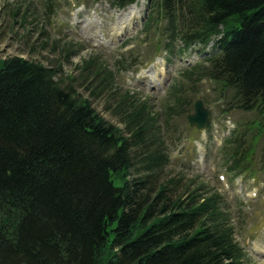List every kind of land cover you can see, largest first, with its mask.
I'll list each match as a JSON object with an SVG mask.
<instances>
[{
	"label": "trees",
	"instance_id": "trees-1",
	"mask_svg": "<svg viewBox=\"0 0 264 264\" xmlns=\"http://www.w3.org/2000/svg\"><path fill=\"white\" fill-rule=\"evenodd\" d=\"M59 1L41 0L38 14L18 0L9 13L22 28L35 23L25 29L31 33L38 23L45 27ZM108 1L122 8L134 0ZM148 8L141 32L154 52L180 55L219 38L218 53L173 78L160 111L115 85L117 74L138 63L133 51L110 68L95 51L67 80L57 78L56 66L3 58L0 264L249 262L235 239L244 232L243 205L230 212L222 194L202 182L159 180L168 162L160 122L171 130L191 109L200 81H210L227 110L260 115L239 123L219 151L227 172H254L256 144L264 139V0H149ZM41 26L38 37L47 34ZM81 48L65 43L59 57L69 62ZM75 82L90 98L102 97L123 129L105 120Z\"/></svg>",
	"mask_w": 264,
	"mask_h": 264
},
{
	"label": "rangeland",
	"instance_id": "rangeland-1",
	"mask_svg": "<svg viewBox=\"0 0 264 264\" xmlns=\"http://www.w3.org/2000/svg\"><path fill=\"white\" fill-rule=\"evenodd\" d=\"M17 1L0 0V65H2L3 58L17 55L27 60L40 62L45 66H56L60 70L57 78L60 76L67 80V75L78 76L76 66L80 64L82 59L95 51L103 54L106 66L109 68L112 67L113 61L119 53L130 49L135 50L133 51L136 53L135 55L138 54L135 56L138 62L150 60L154 57L150 44L147 48L142 45L141 49H137L134 43L123 48L120 47L124 41L136 37V32L140 28L138 16L144 14L145 0L137 1L134 8H130L125 13L113 9L105 1L92 4L91 0H79L82 5L78 9L70 6L67 0H64L66 2L60 1L58 3L60 7L56 14L50 18L44 17L43 20L46 19L45 27L43 24L38 23V27L33 28L34 31L31 33H28L25 29H30L33 25L36 26L35 23L33 25L26 24V28H22L18 22L13 23L11 19L9 9L11 4ZM19 1H24L26 5L31 7V10L36 9L38 14L41 13V0ZM40 26L44 27L47 33L43 34L42 37H38L37 32ZM123 30H125V35L122 34ZM43 37L48 38L47 42L42 40ZM140 37L142 38V35ZM65 43L76 46L82 44L83 46L71 57L69 62H65L62 57H59V50ZM164 54L162 52L161 56H164ZM201 57L202 55L196 49L182 57H171L166 64L165 76L157 81H152L150 77L145 75H135L131 71L121 72L114 77L115 85H118L121 90L127 89L130 93L147 100L154 111H160L161 100H163L169 84L176 77L179 69L198 61ZM147 68H151L156 73L162 70L161 66L159 69L157 66L152 67V65ZM209 83H204L199 87L201 92L196 97L202 98L204 101L206 99L211 100L214 97L211 90L213 85ZM74 87L81 96L91 100L95 110L105 120L123 129V125L118 118L113 116L111 110L107 109L106 102L102 97L98 99L90 98L78 82L74 83ZM217 103L211 104L210 107L213 124L210 131L206 130L201 133L189 127L184 116L176 118L172 122V129L169 131H166L160 122V137L165 140L167 145L168 162L161 172L159 180L166 182V180L181 176L183 177V183L195 180L202 182L208 189L218 190L223 194L224 200L229 201L231 198H237L241 202H247V198H250L249 191H257L259 195L261 194L264 188V171L258 173L256 181L240 177L232 179L230 175L226 174L227 184H229V187H226L215 178L216 174L211 170L215 167V169L217 168L216 171L224 172L225 167L222 166L219 146L222 139L228 136L233 129L235 123L250 118L260 120V115L255 112L245 114L240 111H235L230 115H222L220 109L223 102ZM212 135L214 138H211ZM262 159H264V152L263 139L261 138L255 152V163H258L257 169H261L260 162ZM185 188L184 185L179 186L180 191ZM227 206L229 205L227 204ZM263 208L264 206L258 203L252 209H258L261 212ZM230 209H234L232 205ZM244 212L245 209L242 210V214L248 222L247 228H249V212L248 214H244ZM262 224L264 225V217L259 230L255 232L257 234L254 243L250 244L249 247H245L246 255L250 258L247 264H264V226L262 228ZM251 225L256 226L255 219ZM235 239L243 246L242 237L235 234Z\"/></svg>",
	"mask_w": 264,
	"mask_h": 264
},
{
	"label": "water",
	"instance_id": "water-1",
	"mask_svg": "<svg viewBox=\"0 0 264 264\" xmlns=\"http://www.w3.org/2000/svg\"><path fill=\"white\" fill-rule=\"evenodd\" d=\"M208 113L201 100H197L193 105V112L187 114L186 119L191 127L201 129L205 126Z\"/></svg>",
	"mask_w": 264,
	"mask_h": 264
},
{
	"label": "bare ground",
	"instance_id": "bare-ground-1",
	"mask_svg": "<svg viewBox=\"0 0 264 264\" xmlns=\"http://www.w3.org/2000/svg\"><path fill=\"white\" fill-rule=\"evenodd\" d=\"M137 4V3H133L132 5H129L125 10L124 12H128L130 10V8H134V5ZM131 13V12H130Z\"/></svg>",
	"mask_w": 264,
	"mask_h": 264
}]
</instances>
